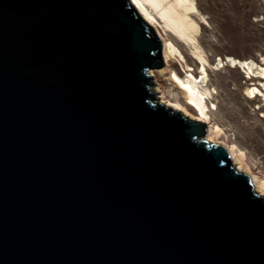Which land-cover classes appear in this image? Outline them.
<instances>
[{
  "label": "water",
  "instance_id": "obj_1",
  "mask_svg": "<svg viewBox=\"0 0 264 264\" xmlns=\"http://www.w3.org/2000/svg\"><path fill=\"white\" fill-rule=\"evenodd\" d=\"M132 0H0V264H264V195L162 103Z\"/></svg>",
  "mask_w": 264,
  "mask_h": 264
},
{
  "label": "rangeland",
  "instance_id": "obj_2",
  "mask_svg": "<svg viewBox=\"0 0 264 264\" xmlns=\"http://www.w3.org/2000/svg\"><path fill=\"white\" fill-rule=\"evenodd\" d=\"M195 1L199 9L195 17L201 24L199 41L211 63L206 83L211 92L206 98L211 123L224 130L219 140L236 145L246 153L244 168L249 167L264 179V95L249 97L247 93L249 87L255 86L264 93V80L258 72L257 76L248 77L245 70L228 61L229 56L248 59L254 62L255 70L264 65V0ZM159 23L165 37L181 48L187 62L178 55L169 64L165 62L163 68L154 69L155 87H160L165 99L186 105L184 92L171 79L170 72L175 70L186 79L191 66V70L201 76L200 63L187 43L166 29L161 19ZM233 164L238 166L234 161Z\"/></svg>",
  "mask_w": 264,
  "mask_h": 264
},
{
  "label": "bare ground",
  "instance_id": "obj_3",
  "mask_svg": "<svg viewBox=\"0 0 264 264\" xmlns=\"http://www.w3.org/2000/svg\"><path fill=\"white\" fill-rule=\"evenodd\" d=\"M139 13L146 19V21L157 31L158 35L163 41L164 49V60L167 64L169 61L176 56H180L182 60L186 61V56L184 55L181 48L172 39L165 37L159 19L164 23V27L168 30L173 31L178 35L185 43H187L192 53L199 60L200 74L196 75L191 66H189L188 77L185 79L180 76L178 72L172 70L171 79L177 83L179 89L184 92L185 98L187 99L186 105L177 101L173 102L165 99L160 87H155V91L159 92L158 98L162 103L173 107L176 110L184 112L185 115L190 118L206 122L208 126V134L206 138L217 143L225 144L231 153L232 161L237 164L239 170L248 172L251 174L254 186L257 192L264 195V179L259 177L252 171L244 168L246 164V153L238 148L236 145H229L228 143L219 140V136L224 133V130L219 125H213L211 122L210 108L207 104V95L211 94L210 90L206 87L207 82H209L210 71L208 65H211L210 59L206 53L205 48L201 45L199 41V33L201 30V24L197 20L196 13L199 12L197 3L195 0H132ZM228 61L233 66H239L245 70L248 77L252 78L256 75V72L260 74L261 79L264 80V65L259 67V70L254 69V62L248 59H238L236 57L229 56ZM223 62V60L221 61ZM190 65L187 63V66ZM151 74H155L154 70ZM257 76V75H256ZM200 77V78H199ZM249 97H257L264 95L262 89L258 86L249 87L247 89ZM192 108L195 113H193L190 108Z\"/></svg>",
  "mask_w": 264,
  "mask_h": 264
}]
</instances>
